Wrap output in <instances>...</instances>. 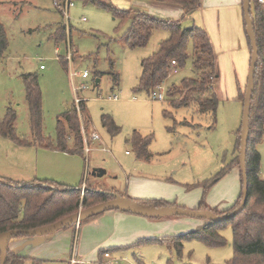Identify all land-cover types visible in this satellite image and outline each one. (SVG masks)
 I'll return each instance as SVG.
<instances>
[{
	"label": "rangeland",
	"instance_id": "374dc122",
	"mask_svg": "<svg viewBox=\"0 0 264 264\" xmlns=\"http://www.w3.org/2000/svg\"><path fill=\"white\" fill-rule=\"evenodd\" d=\"M103 1L122 9L129 8V1L132 2ZM0 22L9 44L0 61V119L12 108L17 115L18 136L31 139L30 112L22 77L36 74L42 93L46 137L55 142L58 121L74 104L78 108L77 97L85 105V111H79L80 121L84 120L81 122L84 148L85 139L89 141L92 133L101 137V141L90 145L94 149L90 154H73L69 160L53 162L60 163L56 176L60 185L80 188L85 183L97 192L128 193L134 198L137 195L138 199L165 201L191 210L199 208L203 202L209 209L220 212L234 207L242 193L240 170L232 168L215 183L223 169L239 159L237 143L244 106L239 97L236 98L240 86L232 67L233 72L227 67L230 71L221 74V86L215 88L220 99L216 116L202 115L197 113L194 102L177 110L167 99L169 87L198 76L193 66L192 45L188 48L190 57L185 68L173 71L161 84L164 101L154 100L151 92L136 91L142 61L158 50L160 41L169 37L166 31H155L145 48L131 49L120 41L128 23L116 21L109 11L82 1H74L67 18L56 8L54 0H0ZM63 23L67 25L68 37L58 44L54 34ZM190 24L187 22L185 26ZM85 71L90 74L88 79H82ZM112 74L119 75L118 85L114 84ZM82 86L86 89L80 91ZM157 90L158 87L154 89ZM241 91L244 96L246 89ZM166 111L173 115L166 117ZM103 116H110L120 127L117 136L112 137L103 127ZM184 121L192 126L181 125ZM135 132L152 140L148 161L138 158L130 141ZM0 138L3 142L7 140ZM257 151L261 156L260 178L264 180V138ZM95 169L105 170L107 174L95 177L92 174ZM143 181L148 182L141 185ZM202 221L181 216L154 219L151 220V238L191 233ZM222 236L227 245L220 248L187 241L178 253L169 242L112 251L110 258L100 261V251L92 255L87 250L90 249L88 244L80 236L75 239L71 233L63 256H49L48 260L41 259L36 264H229L234 257L232 228L225 229ZM24 264L35 262L27 260Z\"/></svg>",
	"mask_w": 264,
	"mask_h": 264
},
{
	"label": "trees",
	"instance_id": "16d2710c",
	"mask_svg": "<svg viewBox=\"0 0 264 264\" xmlns=\"http://www.w3.org/2000/svg\"><path fill=\"white\" fill-rule=\"evenodd\" d=\"M64 5L66 0H54ZM94 4L109 11L114 20L128 23V29L120 38L131 49L145 48L155 31H166L169 37L160 42L158 50L149 58L142 61V75L137 92H152L173 75V71L185 68L189 60V45H192L193 66L198 72L196 78L183 79L179 86L173 85L167 89V99L174 109L186 108L189 104L197 106L199 114L216 116L220 99L215 92V84L219 78L216 55L211 40L206 31L193 26L184 28L182 21L161 20L150 14L133 9H122L103 0H70ZM169 3L181 7L186 14L200 8L202 0H148ZM60 11V10H59ZM251 16L253 29L259 49V64L255 77V91L250 108V139L247 155L248 198L243 211L224 221H209L198 231L170 238L142 239L128 249L142 245L165 244L171 242L178 253H181L184 242L199 241L210 248H220L227 245L222 232L231 227L233 230L234 257L229 264H264V180L260 178L261 156L257 151L258 144L264 138V4L251 0ZM246 28V25H245ZM68 37L67 25L60 24L54 34L56 42H65ZM250 43V42H249ZM8 38L5 27L0 22V61L8 49ZM63 62V61H62ZM175 62V66L172 64ZM100 77V74H96ZM26 101L30 112L31 139H21L15 129L17 115L10 108L6 116L0 119V137L12 141L18 146H37L40 148L59 151L65 154H83L84 138L82 136L79 111H85L83 102L77 108L75 104L61 115L57 126V138L52 141L43 133L42 93L39 78L36 74L23 75ZM114 84L118 85L120 77L112 74ZM213 90V91H211ZM210 95L207 97L206 94ZM239 100L243 102L245 95L239 89ZM198 94V97L191 99ZM193 98V97H192ZM166 117L173 114L165 112ZM103 127L112 137L117 136L121 129L110 116H103ZM181 125L192 126L188 122ZM241 130L238 133L237 146L240 152ZM138 158L148 161L151 155L148 148L150 138H143L137 132L131 138ZM240 162H231L215 179L217 183L232 168L239 167ZM241 173V171H240ZM242 176V174H241ZM213 183L212 186L215 184ZM45 184V186H43ZM50 185V186H49ZM242 193L232 209L220 212L212 210L203 202L197 210L211 211L217 216L227 215L237 210L243 200ZM50 187V188H49ZM209 188V185L206 187ZM115 193V192H114ZM113 192H97L90 187L84 194L80 188H72L55 182L35 181L31 184L15 182L0 178V234L11 230H34L47 227L70 215L77 213L81 206L89 208L102 202L114 199ZM116 194V193H115ZM142 207L154 210H166L177 207L165 201L132 200ZM131 213V212H128ZM132 214V213H131ZM102 215V214H101ZM95 216L83 224L96 219ZM158 219V218H154ZM76 225L67 227L69 229ZM27 237L18 235L14 238ZM115 250H101L100 261L106 253ZM1 259V252H0ZM27 258L8 252L7 264H24ZM36 263L38 261L33 260Z\"/></svg>",
	"mask_w": 264,
	"mask_h": 264
},
{
	"label": "crops",
	"instance_id": "0c3cea01",
	"mask_svg": "<svg viewBox=\"0 0 264 264\" xmlns=\"http://www.w3.org/2000/svg\"><path fill=\"white\" fill-rule=\"evenodd\" d=\"M124 9L140 11L161 20L182 21L184 28L196 26L203 29L207 32L216 55L219 78L215 88L221 86V74L230 71L227 67H232L240 90L246 89L251 63V47L246 35L243 0H202L200 8L190 14H186L181 7L176 5L148 0H132L131 3L129 1V8ZM187 22L192 24L189 27L185 26ZM239 95L240 93L236 98ZM83 121L82 119L81 122ZM0 139V178L2 179L28 184L35 181L49 182L52 180L60 184L56 181L58 180L56 176L60 172V163L54 164L53 162L69 160L73 157L37 146L21 147L10 140L3 142V139ZM236 168L240 170L239 167ZM147 182L143 181L141 185ZM88 187V184L83 183L81 192L83 189L87 190ZM115 193L128 199L142 200L136 198L137 195H134V198L128 193ZM142 210L144 212L153 211L149 208H142ZM151 220L154 218L121 211H109L82 226L63 229L48 236L13 238L9 242V251L29 261L48 260L49 256L60 257L64 255L62 253L68 247L66 240L69 239L71 233L75 239L80 236V239L82 238L85 244H88L86 246L90 249L87 250L92 255L97 250H104L102 249L104 247H110L109 249L115 251L128 250V247L133 246L139 240L155 239L151 238ZM207 223L206 220L198 222V229L195 228L194 231L200 230Z\"/></svg>",
	"mask_w": 264,
	"mask_h": 264
},
{
	"label": "water",
	"instance_id": "95a60500",
	"mask_svg": "<svg viewBox=\"0 0 264 264\" xmlns=\"http://www.w3.org/2000/svg\"><path fill=\"white\" fill-rule=\"evenodd\" d=\"M243 13L244 20L246 25V35L250 42L251 47V63L248 76V82L245 92V99L243 104V119L241 125V147L239 152V169L243 178V200L240 207L227 214L222 216H217L211 211H199V210H189L183 208H171L166 210H158L152 212H144L142 207L139 204L131 201L128 198H125L119 194H113L114 199L99 203L89 208H84L81 206V209L54 224H51L47 227L34 229V230H11L0 234V252L1 259L0 264H7V257L9 252V242L15 236L25 235L30 237L37 236H48L54 234L58 231H61L67 227L76 225L79 226L81 223L85 222L88 219H91L95 216L104 214L109 211H121V212H131L133 214L150 217V218H163L168 216H181V217H192L196 219L208 220V221H224L230 219L238 214H240L246 206L248 198V176H247V155H248V145L250 139V108H251V99L255 91V77L257 66L259 64V49L257 45V38L255 31L253 29V19L251 16V0H243ZM100 80H97L99 84ZM92 174L94 176L103 177L106 174L105 170L95 169Z\"/></svg>",
	"mask_w": 264,
	"mask_h": 264
},
{
	"label": "built area",
	"instance_id": "2783aa9c",
	"mask_svg": "<svg viewBox=\"0 0 264 264\" xmlns=\"http://www.w3.org/2000/svg\"><path fill=\"white\" fill-rule=\"evenodd\" d=\"M260 3L264 4V0H258ZM55 6L58 10H60L61 12L64 13V15H66V17L68 18V12L70 10V8H72L74 6V2L70 1V0H66L65 4L64 5H61L58 1H55ZM85 21V19H84ZM70 59V58H69ZM173 66H175V62H173L172 64ZM41 69H45L44 66L41 67ZM90 77V74L89 72L85 71L83 74H82V79H88ZM162 85L158 87V90L160 92L157 91H153L151 96L153 97L154 100L156 101H164L165 100V95L163 94L162 92V89H161ZM86 87L82 86L81 88H79L80 91L82 90H85ZM117 98H114V100H116ZM83 100H81L79 97H77V100H76V103L79 107V103H81ZM101 141V137L99 136V134L97 133H92L89 137V141L88 139L86 138L85 139V148H84V151L85 153L88 155L90 154L94 149L90 146L92 143H97ZM104 151L108 152L109 150H107L106 148L103 149ZM85 192V189L82 190V193L84 194ZM105 258H110V254L109 253H106L105 254ZM73 263H74V260H73Z\"/></svg>",
	"mask_w": 264,
	"mask_h": 264
}]
</instances>
